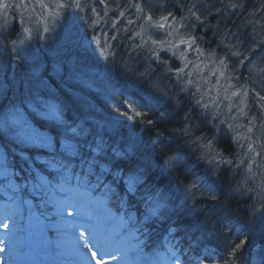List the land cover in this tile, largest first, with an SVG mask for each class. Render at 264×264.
Instances as JSON below:
<instances>
[{
  "label": "trees",
  "instance_id": "16d2710c",
  "mask_svg": "<svg viewBox=\"0 0 264 264\" xmlns=\"http://www.w3.org/2000/svg\"><path fill=\"white\" fill-rule=\"evenodd\" d=\"M35 2L30 0V4H24L27 7L25 15L16 9L15 3L7 11L0 10V117L14 107L19 108L33 128L51 138L52 145L37 149L30 144L18 143L10 132L0 133V154H7L10 167L8 180L0 176L2 213L8 208H16L11 204L27 197L37 200L36 207L42 214L47 213L45 208L63 206L61 201L74 203L76 177H72L71 184L58 188L60 174L44 162L62 156L66 140L78 143L87 155L90 145L94 146L92 141L103 136L112 147L118 145V150H127L126 157L113 156V164L124 170L139 157L141 162L136 164L151 178V190L162 194L164 207L148 220L144 217L151 205L145 199L143 189L134 195H126L123 208L118 207L115 197L107 205L116 221L120 216L124 217V222L119 220L113 228L121 230L129 242H138L144 247L148 255L146 264L157 252L167 254L173 246L181 255L183 264H187L189 257H211L206 264H213L214 260L224 264L225 257L234 259L235 264H264V207H261L264 205V168H259L260 164L258 168L255 165L249 167L251 162L240 166L236 158L231 161L235 157L232 145L235 146L236 142L226 128L223 115L215 112L219 106L210 105L206 111L197 105L196 98L202 93L192 95L196 88L183 83L185 75L180 79L174 75L175 71L168 70L178 68L175 58L169 52H163L157 59L144 54L146 46L154 49L153 46L138 41L130 32V29L136 32L140 29L148 13L155 21L160 15L172 12L177 22L185 17L190 19L183 22L188 27L184 32L196 37L199 47L209 50L208 44L216 43L202 41L203 36L220 37L222 30L230 32L236 27L245 28L248 20L257 19L264 23V0H234L243 4L242 8L235 10L226 7L229 0H81L83 6L80 9L64 7L60 24L67 26L71 36L61 37L56 46L41 42L42 30L36 26L37 18L31 19L30 23ZM63 3L68 5L71 0H63ZM214 5L217 8L212 7ZM192 11L201 15L203 24L189 16ZM114 18L123 19L115 23ZM93 19L100 22L94 26ZM21 24L33 33L34 44L13 50L9 46L10 35L21 32L25 28ZM114 33L120 35V45L127 44V51L133 56L118 61L115 56L105 59V54L100 51L102 45H97L95 40L97 37L108 38L107 44L110 45ZM251 33L240 36V41L243 37L250 41ZM242 54L249 57V53ZM231 59L227 71L236 75L241 85L242 74L250 70L239 68L243 56ZM256 64L254 69L264 67V64ZM89 71L94 72L96 80L89 93L86 92L87 97L80 98L81 83L76 79ZM261 85L264 95V82ZM186 87L189 90L183 91ZM69 98L74 105L70 114L65 109L67 102L70 105ZM123 99L135 100L147 113L145 119H152L154 123L126 120L119 115L115 108L127 110L119 103ZM204 102H208L206 98ZM49 104L59 108L61 119L43 115ZM182 118L186 119L185 123ZM189 125L198 131L197 134L192 132L191 138L205 135L200 143L211 142L212 155L215 156L212 163H209L211 157L200 159L202 155L196 149L199 161H202L200 167L193 166L199 164L192 162L193 156L182 142L190 139L180 135V130ZM71 128L78 129L79 135L73 138ZM175 146H178L177 150ZM171 152L177 157L174 168H168V160L163 159ZM24 157L39 161L37 168L48 181L43 187L38 186L40 182L24 163ZM221 159L225 162L221 163ZM76 170L79 172L78 167ZM116 171L117 168L112 167V172ZM193 183L199 187L192 188L190 193L188 189ZM258 188L262 190L260 194ZM100 191L94 195L99 196ZM25 212V208L18 211L21 215ZM129 214L134 217L133 221H128ZM243 239L247 243L236 257H229L231 247Z\"/></svg>",
  "mask_w": 264,
  "mask_h": 264
},
{
  "label": "snow or ice",
  "instance_id": "6c2138e0",
  "mask_svg": "<svg viewBox=\"0 0 264 264\" xmlns=\"http://www.w3.org/2000/svg\"><path fill=\"white\" fill-rule=\"evenodd\" d=\"M41 4L42 7H48L42 3V0ZM10 6H13L10 4V0H0V10L7 11ZM66 6L80 9L83 5L81 4V0H71V3L68 5L63 3L57 5L58 8H64ZM226 7L235 10L242 8L243 4L234 2V0H229V3L226 5ZM217 11H219V9H217ZM49 13L51 14V9H49ZM54 14L58 16L59 12L57 11ZM120 14L123 15L122 12ZM96 15L99 17V13H96ZM191 15L195 16L196 20L200 21L201 24L204 23L201 15L197 12H192ZM205 15H207V13H205ZM146 19L150 22H153V26L156 28L172 29V31L168 32V36L171 38L169 40H151V38H149L153 45H157L159 47L167 46L169 50L179 49L180 46L184 45L188 50H193L194 45L196 44V37L191 36L190 34L184 35L179 29L168 23L170 19H174L172 12H168L166 15H160L155 21H153L152 14L148 13L146 14ZM99 22V20H93L92 24L95 26ZM129 23H132V21H129ZM247 23L253 25L254 27V22L252 20H248ZM181 27L185 26L181 25ZM24 31L30 39L31 30L26 28ZM173 32H176L177 34L173 36ZM219 34L221 37L220 42L225 43V41H228L226 47L229 49L236 48L237 45L241 43L237 33L229 32L228 30H222ZM137 35H140V33H137ZM260 35L261 43H264V30L261 31ZM107 39L108 38L102 40L100 37H97L95 40L97 45H102L100 47V51L101 53L105 54V59H107L109 56H115V53L110 51L111 45L107 44ZM111 39H115V37H111ZM231 41L235 42L232 43ZM148 43L149 40H143V44L147 45ZM194 50L197 53L203 55V50L199 47H195ZM152 51L157 56V58H159V54L156 53L154 49ZM211 55L213 58L215 57V53H212ZM232 55L237 57L243 56V59L240 60L241 66L245 63V61L250 59L247 55L242 54L238 50L232 52ZM179 56L181 59L186 61L184 67H178L174 70L168 69L169 71H175L178 78H180V74L184 72V69L192 63L191 61L186 60L185 52H180ZM162 63L167 64V61H162ZM213 63L215 68L212 71V75L217 77V83H219L221 78L227 82L226 86L223 87V95L225 98L230 100L232 97L240 96L241 92H244V95L246 96V90L242 88L229 93V89L235 86L231 83L233 77L227 71L228 65L225 60L213 59ZM193 67L199 66L193 65ZM184 83L187 86L196 88V93H192V95L196 96L197 93L200 92L201 85H199L196 81L188 79L185 80ZM182 90L188 91L189 89L186 87ZM216 93L217 98L209 100L207 103L204 102L206 94L199 95L196 98V104L206 111L209 110L210 105L212 107H218L219 97L221 95L220 87H216ZM256 95L259 96L261 100H264V96H260L259 93ZM119 103L127 110L121 111V108L117 107L115 108V111L119 113V115L125 117L126 120L139 121L149 125L154 123L152 119H145L147 113L141 110L135 100L123 99L120 100ZM226 107L229 111H231L233 108H238L241 114L246 115V113H244V107H246V105L240 107L238 105L229 103L226 105ZM43 115L53 117L58 120L62 118L59 108L56 105L51 104L46 106ZM217 115H219V113H217ZM232 119H236V117H233ZM255 119L256 117H252L253 121ZM224 123H227V121H224ZM227 126L229 129H233L234 127L233 124H228ZM237 127L243 128L245 126L238 125ZM253 127H255V125L247 127V132L251 133L253 131ZM180 131L186 136H192L191 125L182 128ZM9 132L14 135L15 140L18 143L30 144L37 149L49 148L52 145L51 138L33 128L24 116V113L16 107L0 117V133ZM70 132L73 134V138L79 135L77 129L75 128H71ZM242 138L250 139V137H246L244 133L237 131L235 139L239 140ZM200 141L201 137H194L188 142L191 144H196L198 147L208 149L209 151L202 153L201 158L209 159V157H211V159H209V163H212L215 160V156L212 155L214 149L212 148L211 142L209 141L207 144H200ZM241 147H243V145H241ZM63 148L64 153L62 156H54L44 163L47 164L48 168L60 174V180L57 184L58 188L66 184H71V179L73 176H75L77 179V184L75 185L76 194L73 197L75 202L73 203L71 200H64L61 201V204L63 205V210L67 211L69 215H71V211L68 205L71 204L72 207H76L77 211L81 214V219L85 221V223L79 224L74 231V251L78 257L81 260L89 261L90 264H113V262H115V264H120L121 261H125L130 257V253L134 252V255L131 256L132 259H143L141 255L143 252L142 247H136L135 245H132L125 238V236L121 234L120 231L109 227V224L116 219V216L112 214L109 209H107V205L112 203L113 197H115L118 207L123 208L125 206L124 197L126 195H134L143 189L145 199L151 205L148 208L147 215L144 217V219L148 220L152 216H157L160 212V209L164 207L162 202L163 198L161 193L151 190V187L149 186V180L151 178L147 175L146 170L141 168L135 162H131L124 170H121L118 167V164H113V156H125L127 150L121 151L116 147H112L106 140H104L103 136H101L100 139L94 141V146L90 145V152L87 155L81 151L80 145L78 143H74L72 140H66ZM248 151H254L251 145H249ZM109 153L112 155L110 156ZM256 155H259V153H256ZM22 159L24 160V163L27 164L30 171L34 173L35 177L39 180L40 183L38 186L43 187L48 183L46 177L42 176L40 170L37 168L39 161L31 157H24ZM176 161L177 157H169L168 161L166 162L167 167L174 168L176 166ZM220 162L224 163L225 161L221 159ZM226 162L231 163V161ZM241 162L243 163V160ZM77 167L79 168V172L76 170ZM112 167H116L117 171L113 173ZM9 174L10 167L8 164L7 154H0V176H2L4 180H8ZM12 174L14 175V173ZM109 176L112 177L111 180L108 179ZM113 185H115V187H113ZM198 187L199 186L197 184L193 183L188 191L191 193L192 188L198 189ZM97 190H101L99 196L94 195ZM248 190L251 191V189ZM121 193H123V195H121ZM261 207H264V205ZM90 208L97 210L98 214L93 215V212L89 211ZM119 220L123 223L124 217L120 216ZM133 220L134 217L129 214L128 221ZM53 227H56V225H53ZM137 231H139V229H137ZM246 243L247 240L243 239L240 241V243L234 244L231 247L228 256L236 257L237 252ZM2 250L3 249H0V251ZM117 253H120V255L117 256ZM207 259H211V257H206L205 259L189 257L187 264H206ZM161 261H164L165 264H182V257L178 254L177 249L173 246L168 250L167 254L157 252L154 257L151 258L149 264H160ZM213 264H220V261L214 260ZM224 264H235V260H229L228 257H225Z\"/></svg>",
  "mask_w": 264,
  "mask_h": 264
},
{
  "label": "rangeland",
  "instance_id": "374dc122",
  "mask_svg": "<svg viewBox=\"0 0 264 264\" xmlns=\"http://www.w3.org/2000/svg\"><path fill=\"white\" fill-rule=\"evenodd\" d=\"M29 1L30 0H10V4L15 3L17 10L26 12L27 7L25 5L30 4ZM42 3L48 7H42L41 0H36V2L33 4L35 11L30 15V23H32L31 19L33 20L34 18H37L39 21L36 26L40 27L42 30L41 34L39 35L41 42L46 45L51 43L53 46H56L59 43L61 37H66L67 35L71 36L68 34L67 26L60 24L61 16L64 13V8H58L57 5L63 3V0H42ZM49 9H51V14L49 13ZM57 11L59 12L58 16L54 14ZM191 13L189 16L195 17L192 16ZM72 16L74 17V15ZM77 21L78 24H80L79 20ZM170 25H173L180 31L188 30L187 25L184 24L183 21L175 25ZM181 25H184L185 27H181ZM246 25L247 24H245V26ZM254 29H257V27ZM27 39L28 40L25 41L26 47L32 46L34 44L32 39ZM195 47H199V45L195 44L193 50H188L187 48L184 50L186 60L192 62L188 67L185 68L187 70V80L192 79L201 85V89H203L207 95V101L217 98L216 87H220L221 95L219 97V107L226 106L229 103L238 105L240 107L246 105V107H244V113H250L249 107L251 106L248 102L250 96L249 90L239 87L240 84H238V80L235 78L236 75H231L233 77L231 83L235 87L230 88L229 93L242 88L246 90L247 94L245 96L244 92H241L240 96L232 97L230 100L226 99L223 95V87L226 86L227 82L221 78L219 83H217V77L212 75V71L215 68L213 59L216 60V58H213L210 52H206L203 49V55L197 53L194 50ZM181 62L182 65H185L184 59H182ZM193 65H198L199 67H193ZM260 104L262 105L260 106ZM260 108L264 110V103H254L252 109V111L254 110L253 113ZM227 116L229 118L230 124H233L234 128H237L239 132L244 133L245 136L247 134L253 135V131L251 133L247 132V127L254 125L253 120H250L251 118L249 119L250 121L247 118L245 119V115L241 114L238 108H235V111L232 112L230 116L227 114L226 117ZM233 117H236V119H232ZM238 125H244L245 127L240 128L237 127ZM262 137L264 139V133ZM258 164H260V167L264 168V165L258 160L251 161L250 166L253 167L255 165L254 167L258 168ZM18 206V209L21 207H26L25 209L27 210L30 209V214L28 216L23 215L22 225L20 220L18 219L16 221L15 218L11 222L8 221V217H6L4 221H0V228L3 230V232L0 233V249H3L0 251V264H58L56 260H60L63 264H90V262L87 260H81L74 251L75 228L79 224L85 223V221H77L70 218L72 215H81L77 211L76 207L68 206L71 211V215H69L67 211L63 210V207H58L57 209L56 206L45 208L47 211L46 214L39 213L37 207L35 206V212L32 213V207H30L27 200L21 202L18 204ZM89 211H94L93 215L95 213L98 214L97 210L90 208ZM118 221L119 219L117 221L114 220L109 224V227H115ZM53 225H56V227H53ZM118 231L121 232V230ZM130 243L136 247L143 248V252L141 254L143 259H132L131 256L134 255V252H132L130 253V257L125 261H121L120 264H144V261L148 256L146 255V257H144L145 254H147V252L144 250V247L133 243L132 241H130ZM116 255L119 256L120 253H117ZM73 259H77V261H72ZM113 264H115V262H113ZM160 264H165V262L161 261Z\"/></svg>",
  "mask_w": 264,
  "mask_h": 264
},
{
  "label": "bare ground",
  "instance_id": "6f19581e",
  "mask_svg": "<svg viewBox=\"0 0 264 264\" xmlns=\"http://www.w3.org/2000/svg\"><path fill=\"white\" fill-rule=\"evenodd\" d=\"M212 7L217 8V6H215V5ZM212 9H210V10H212ZM24 13L25 12H22V14H24ZM121 19H123V18H114V21H115V23H119L121 21ZM145 20L146 21L142 22V26L140 27L139 30H137V32L133 29H130L131 34H133V37H135L138 41H140L142 43H143V40H145L144 38H147L146 40H149V43L153 46L155 52L159 54V57L163 52H169L170 56H173V58H175L178 67H183L184 65H182V62H181L182 59L180 58L179 53L185 52L184 50L186 49V46L182 45V46H180L179 49L169 50L167 48V46L159 47L157 45H153L149 38H151V40H169L171 38L168 36V32L172 31V29L171 28H165V29L156 28L153 26V22L148 21L146 18H145ZM176 20H178V19L177 18L171 19V20H169L168 23L175 25V24L179 23ZM189 20L190 19L187 17L181 19V21H183V22H188ZM255 20L256 21H253L254 27H253V25L248 24L245 26V28L236 27L234 30L230 31V32L237 33L239 37L242 35L246 37V35L249 33V31L251 32L255 27H257V29H255L251 33V35H252L251 40L249 41L248 39H245L243 37L241 43L239 45H237L236 48L229 49L228 47H226V44L228 43V41H225V43H221L220 42L221 37H219V36L218 37H209V38H206L203 36L201 38L202 41H211L212 43H216L214 45L208 44L209 50H207L208 48H206V47L204 48L203 46H200L201 49L205 50L206 52H210V54L215 53L216 60L224 59L225 62L227 64H230V65H231V60H232L231 58H234V59L238 58L237 56L232 55V52L238 50L241 53H244V52L249 53L250 64H249V62L248 63L245 62L244 65H242V66L240 65L239 68H241V70H250V71L242 74L241 81H240L241 85L239 87L246 88L247 90H249V93H250L249 100H248V102L251 106V107H249L250 113H246L245 119L247 118L249 120L251 118L250 120H252V117H256V119L253 121L254 125H255V127H253V135L249 134L250 139H247V138H242L241 140L235 139L236 131H238V129L234 128V127H233V129H229L227 125L230 124V121H229L228 116L226 117L227 114L230 116L232 114V112L235 111V108H233V110L229 111L227 108H225L226 106H223V107H219V109L215 110V112L219 113V115H223V117H222L223 121H227V123H225L227 126L226 128L230 131V133L232 135V139L236 142L235 146L232 145V147L235 151V155H234L235 157H233L231 159V161L233 162V160H235V158H236L238 160L240 166L242 164L244 165V163H246V162H251V161H256V160H258L259 162H261L264 165V139L262 137L263 133H264V131H263V129H264V110L262 108H260L254 113H253L254 110L252 111L254 103H258V102L264 103V100H261L259 98V96L256 95L257 93H259L260 96H264L263 90L261 87L262 86L261 83L264 82V67L261 66L262 68H258V69L256 68L258 71H256V69L253 68V67L257 66L256 63L262 64V65L264 64V43H261V35H260L261 31L264 30V27H263L264 23H262V22L260 23L259 22L260 20H257V19H255ZM222 23H224V22L222 21ZM21 27L23 28V27H25V25L21 24ZM24 29L19 33H11V35H10L11 41L9 43V46L12 47L13 50L25 48V46H26L25 41L28 40L27 39L28 35L25 33ZM126 29H128V28H126ZM127 31H129V30H127ZM180 32L183 33L184 35H186V33H185L186 31L184 32L183 30H181ZM137 33H140V35H137ZM32 34L33 33H31V35ZM176 34H177L176 32H173V36H175ZM34 35H35V33H34ZM113 36L115 37V39L113 41H110V45H111V48L113 49L112 52H114V53H115V51L117 52L115 54L116 60L118 61L119 59L124 58L125 56H127L126 58L133 56V55L128 53L127 44H125L124 46L120 45V35L119 34L115 35V33H114ZM231 42L234 43L235 41H231ZM49 45H52V44L50 43ZM145 50H146V53H144V54H148L152 58L157 59V56L152 51L153 49L151 47L146 46ZM102 60H103V58H102ZM85 63H87V62H85ZM169 63L170 62H168L167 64H169ZM174 75L177 76L176 73H174ZM184 75H185V80H187V70L186 69H184V72L180 74V77L183 78ZM98 78H99V76H98ZM182 78H180V79H182ZM76 80H78L81 83V88H82V94L78 92V95L80 98H85V97H87L86 92L89 93V90L92 89L94 86V83H92V82L96 80V75L94 74L93 71H89V72H86L84 75L80 76ZM182 80L184 83L185 80L184 79H182ZM257 85H259L261 89L259 87H257ZM200 92L202 94H205V91L203 89H200ZM206 96L207 95H205V98H206ZM71 99L72 98H69L70 105L67 102L66 108H65V109H68L67 113H69V114L72 113L71 107L74 106L73 104H71ZM261 105L262 104H260V106ZM212 111H213V109L211 110V112ZM251 112H252V114H251ZM182 120L184 121L186 119L182 118ZM244 121H243V123H244ZM184 123H185V121H184ZM187 123H189V121ZM77 132H78V129H77ZM192 132L197 134L198 131L196 130V127H194V129H192ZM199 132H200V129H199ZM180 135H184V133L180 132ZM249 135L247 134L246 137H249ZM187 137L189 139H192L189 136H187ZM201 137L206 138L205 135H203V136L201 135ZM94 141L95 140L92 141L93 144H94ZM182 142L187 146L189 152L192 154V156H193L192 162L199 164V165H193V166L200 167L202 160L201 161H199V160L202 158L200 157V159H199L198 153L195 150L197 149V151L201 155L203 152H206V150L202 147H198L196 144L189 143L186 139H184ZM241 145H243V147H241ZM249 145H251L253 147L254 151H252V152L248 151ZM175 147H176V149L175 148L174 149L177 150L178 146H175ZM117 148H118V145H117ZM88 152H90V149H88L86 151V154ZM256 153H259V155H256ZM126 156H128V155L126 154L123 157H126ZM169 157H176V153L175 152L168 153L167 155L163 156V159H166V161H167L169 159ZM242 160H243V163L241 162ZM216 161H218V159ZM132 162H135V163L138 162L139 163L141 161H140L139 157H137V158L133 159ZM206 166H212V165L207 164ZM259 168H262V167H259ZM190 173H191V171H190ZM261 192H262V190H260L258 188L257 193L260 194Z\"/></svg>",
  "mask_w": 264,
  "mask_h": 264
}]
</instances>
